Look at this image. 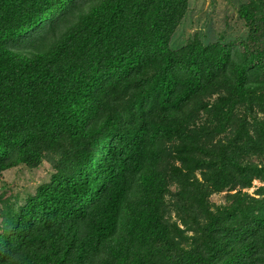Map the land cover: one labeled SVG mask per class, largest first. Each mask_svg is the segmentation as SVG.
Instances as JSON below:
<instances>
[{
    "label": "trees",
    "instance_id": "trees-1",
    "mask_svg": "<svg viewBox=\"0 0 264 264\" xmlns=\"http://www.w3.org/2000/svg\"><path fill=\"white\" fill-rule=\"evenodd\" d=\"M187 3L0 0V178L53 168L0 193V264H264V0L172 49Z\"/></svg>",
    "mask_w": 264,
    "mask_h": 264
},
{
    "label": "rangeland",
    "instance_id": "rangeland-1",
    "mask_svg": "<svg viewBox=\"0 0 264 264\" xmlns=\"http://www.w3.org/2000/svg\"><path fill=\"white\" fill-rule=\"evenodd\" d=\"M247 2L248 0H188L185 14L169 41L170 48L180 47L194 37L204 42L221 40L223 43L231 42L239 46L248 33L239 8ZM52 171V163L48 160H43L36 168L18 165L4 170L0 178V193L10 199L18 196L22 202L27 193H32L39 183L48 180ZM261 186L264 187V181L253 179L251 186L241 188V191L257 196L256 190ZM236 189L213 193L209 200L215 205L223 204L227 193H233Z\"/></svg>",
    "mask_w": 264,
    "mask_h": 264
}]
</instances>
